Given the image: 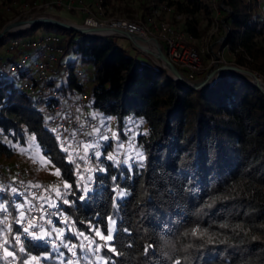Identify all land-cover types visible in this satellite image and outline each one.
<instances>
[{
	"label": "trees",
	"instance_id": "obj_1",
	"mask_svg": "<svg viewBox=\"0 0 264 264\" xmlns=\"http://www.w3.org/2000/svg\"><path fill=\"white\" fill-rule=\"evenodd\" d=\"M9 1H0L1 25L14 16L12 11H1ZM151 1L106 0L112 11L130 18L135 14L144 18L151 11ZM166 1L175 10L202 13L212 21V0ZM261 2L216 1L222 35L228 29L224 43L232 54L229 60L264 75ZM194 21V16L186 20L183 28L196 36ZM44 25L61 29L66 37L64 51L81 56L93 68L81 108L90 106L116 119L123 138L125 129L132 130V126L124 128L125 119L137 120V136L129 150L121 151L109 142L102 149V162L80 167L78 174L76 164L68 160L69 153L75 161L78 154L62 150V132L51 131L46 113L15 89L13 81L5 82V75L0 76V157L16 155L14 144L25 145L34 136L46 160L72 182L65 204L70 216L66 229L77 246L78 261L99 264L95 259L99 256L102 264H174L177 259L181 264H264V91L248 75L227 69L205 87L189 88L151 55L138 49L145 57L132 55L113 36ZM68 87L76 96L85 91L76 75L69 76ZM110 154H118L119 163L107 159ZM100 167L104 170L87 180L92 185L85 193L80 173ZM14 217L12 212V232L4 234L17 258L0 255V264H21L30 256L45 264L67 263L61 241L57 247L25 241L27 251L20 253L12 240L17 230ZM111 221H115L113 240L96 236L97 228L107 236ZM196 227L206 229L208 235L184 236ZM81 232L84 236L78 237ZM85 236L111 245L116 252L101 247L93 255ZM81 243L86 247L82 249Z\"/></svg>",
	"mask_w": 264,
	"mask_h": 264
},
{
	"label": "built area",
	"instance_id": "obj_2",
	"mask_svg": "<svg viewBox=\"0 0 264 264\" xmlns=\"http://www.w3.org/2000/svg\"><path fill=\"white\" fill-rule=\"evenodd\" d=\"M216 1L212 0V8L216 13L214 20L212 19V26L205 33L201 44H197L195 36L183 28L185 21L191 20L193 15L175 10L166 0L151 1V11L144 18L137 17V14L134 18L118 15L112 11L106 0H10L7 5L1 8V11H12L14 16L3 25L0 21V31L4 25L18 19L60 16L58 10L65 8L81 17L80 23L72 22L74 24L86 27L109 26L141 37L157 38L169 60L186 78L193 80L203 76L211 67L226 62L223 52L225 50L230 52L229 46L224 43L228 29L224 30L225 34L216 37L211 43L212 36L216 34L219 26L217 18L220 6H217ZM69 22L71 21L69 20ZM32 25L34 24L14 26L7 34L21 33ZM65 38L64 34L46 31L9 40L5 44L6 51L14 52V54L9 55L2 63L4 68L0 70V76L13 72L22 74L18 85L20 93L31 97L35 106L46 113L48 127L51 131L55 129L56 131L53 132L65 133L62 137L63 145L68 147L71 152L78 154L75 164L85 168L90 164L102 162V149L106 144L114 141L115 135L107 128L104 119L82 109L81 105L76 107L69 104L68 101L65 103L58 101L60 85L57 84V79H61L64 74L68 73L70 76H80L84 73L83 69H74L73 63L62 59L61 55L65 52ZM147 45L154 47L152 42ZM205 53L209 54L206 60L203 59ZM74 97L78 98V102L82 104L87 98V92L83 91ZM93 129H99V131L94 132ZM88 133L92 134L88 135ZM124 134H129V130L125 129ZM105 136L107 139H102ZM88 142L98 145V148L88 150L85 162L79 156L84 155L82 144ZM72 149H77V151H72ZM96 151L101 153L99 158L94 155ZM65 182L72 187L65 189ZM35 184H39L40 187H32ZM87 185L91 186L92 183L89 182ZM0 186L4 188L3 191H0V199L10 196L12 199L20 200L19 203H13L12 200L5 203L7 211L0 212V220L7 217V223L10 224L12 212H14L16 222L21 210L17 208V205H24L22 210L25 212V219L22 223L16 222L17 230L12 234V237L19 235L22 243L30 241L57 247L61 240L57 239V236H53L52 232L53 228H57L65 230L63 245L65 243L74 244L67 237L68 230L66 228L70 227V216L63 202L73 191V184L70 180L60 175H41L32 166L23 162L18 155H13L0 157ZM54 187L59 188L62 196H57L56 192L51 190ZM12 188L16 189L15 193L11 191ZM49 202L55 204V207H49ZM65 217L69 218L68 223L64 222ZM29 220H34L37 223V227L30 231L44 230L52 232V235L43 240H34L23 232V227L27 226ZM49 220L51 223H48ZM1 226L5 225L0 224V228ZM4 235H0V242L3 241ZM86 245L88 246V241ZM96 245L97 243H93L90 247L88 246L93 255L98 254L95 251ZM6 247L8 246L6 245ZM64 248L68 261L77 262V249L75 248V255H73L68 248ZM8 249L10 251L9 247ZM0 255H4L3 248H0ZM35 263L45 264L41 259Z\"/></svg>",
	"mask_w": 264,
	"mask_h": 264
},
{
	"label": "rangeland",
	"instance_id": "obj_3",
	"mask_svg": "<svg viewBox=\"0 0 264 264\" xmlns=\"http://www.w3.org/2000/svg\"><path fill=\"white\" fill-rule=\"evenodd\" d=\"M261 1H262L261 2V5H262L261 9H262V11H264V8H262V7H264V0H261ZM114 11L116 12V14L120 15V13H118L119 12L118 10H114ZM262 13H264V12H262ZM58 14L60 15V18H64L65 20H68V21L70 20L71 23L72 22L80 23V21H81V17L79 15L71 13L70 11H68L65 8H60L58 10ZM215 14H216L215 10H213V13L211 14L213 20H214ZM193 16L195 18L194 23H195L196 30H197V33L195 34L196 35L195 41L197 44H201L203 42L205 33L212 26L213 20L211 22L208 21V17L202 13H196ZM217 21L219 23V26H218V29L216 31V34L215 35L213 34V36H212L211 43L216 39V37L221 36L223 33V30L220 27V22H219L218 18H217ZM44 24L45 23H37L36 26H34L33 29H31V30H27V31L25 30V31H22L21 33H15V34H6L2 37V40L0 41V70H2L4 68L2 66V63L5 61V59L9 55H11L12 53L14 54V52L6 51L5 44L9 40L16 38V37L17 38H23L26 36H30L34 33L40 34V33L46 32V31L59 32V33L62 32L61 29H57L54 26H45ZM61 34H64V33L62 32ZM113 38L117 41V43H119L121 46L126 48L128 53H130L132 55L137 54L139 57H143V56L145 57V55H142L141 53H138L136 51L137 48L135 49L134 46L132 45V43L128 39H126L124 37H120V36H113ZM262 40H264V36H262ZM223 53L225 54L224 57H225L226 61L231 62V60H227V58L232 59V54L226 50ZM208 56H209V54L205 53V55L203 56V59L206 60ZM61 57H62V59L66 60L67 62L73 63L75 65L74 69H78V68L83 69L84 73L80 76H77L78 82H81L84 84L85 91H89L90 87H91V78L93 77L92 66L90 64L83 63L81 61V56L74 54L73 52H69V51L64 52L61 55ZM153 60L155 61V59H153ZM259 75L261 77V80H264V75H261V74H259ZM69 76L70 75L68 73V74H64L61 79H57V82H58L57 84L60 85V88L64 87V88L59 90L58 101L60 103H65V101H68L69 104L76 106V107H79L81 104L78 102V100L75 99V97H74L75 95L71 93V88L68 87ZM2 79L5 82L6 81H13L15 84V89L18 90V85L20 84V81H21V76L19 75L18 72H13V73H10L8 75H5ZM87 111L93 115L98 116L100 119H104L106 121L107 128L110 131H112L115 135L114 144L118 145V146L123 145V147H119L121 151H125V150L130 149L132 142L136 139V136H137V130H136L137 129L136 128L137 120L134 117L129 116L125 119L124 128H126L128 126H132L131 127L132 130L129 134H127L125 136V138H123L122 134L118 130L116 119H114L112 117H104L99 110H97L93 107H90V106H88ZM64 134L65 133H61V137L64 136ZM59 136H60V134H59ZM29 138H28V141L25 145L18 146L16 144H14L16 147V155H18L19 158L23 162L32 166L33 169H35V171H37L39 174L44 175V176H56L54 174L56 167H53L52 163L46 164L44 166H41L40 163H33L32 156H33L34 150L37 147L39 148L40 155L42 157H44V155L41 153V150H40V147L38 146V144H36L35 141L33 143H30ZM21 149H27V151L22 153L20 151ZM72 151H73V149H72ZM100 169H103V168L100 167ZM100 169L93 168L90 172L84 171V172L80 173L79 178H78L79 181L82 183L83 186L87 185V180L89 179V176H91V178H93L97 172L101 171ZM81 175L84 177L83 180L80 179ZM11 200L13 203H19L20 202V200L12 199L10 196H8V197H4L3 199H0V203H3L5 205V203H8ZM46 256H48V254ZM95 259H96V261H98L99 264H102V258L101 257L95 256ZM66 264H69V261H67ZM71 264H82V263L80 261H77V262H74Z\"/></svg>",
	"mask_w": 264,
	"mask_h": 264
},
{
	"label": "snow or ice",
	"instance_id": "obj_4",
	"mask_svg": "<svg viewBox=\"0 0 264 264\" xmlns=\"http://www.w3.org/2000/svg\"><path fill=\"white\" fill-rule=\"evenodd\" d=\"M140 123L142 124L143 123V120L140 121ZM53 131H56L55 129H53ZM94 132H98L99 129H93ZM92 133H88V135H91ZM59 139V136L57 137ZM102 139H107V137H102ZM30 140V143H33L35 141V137H30L29 138ZM69 147H71L69 145ZM120 147H123V145H120ZM90 148H98V145H94V144H91V143H88V144H82V149H83V152H84V155H81L79 156V158L81 160H84L85 162L87 161V153H88V150ZM63 151L65 152H69V148L68 147H63L62 149ZM22 153L23 152H26L27 149H21L20 150ZM73 151H77V149H73ZM95 157L96 158H99V156L101 155V153L99 151H96L94 153ZM138 159L142 160L143 159V156L137 152L136 153ZM107 159L109 160H113V161H116L117 163H119V161L117 160V156L115 154H110L108 155ZM32 160H33V163H40L41 166H44L46 164H51L52 161L51 160H46L44 157H42L40 155V151H39V148L37 147L34 152H33V156H32ZM68 160L69 162L71 163H75V158L73 157V155L71 153H69L68 155ZM125 163H127V161H125ZM53 167H55L53 165ZM76 169H77V173L79 174V169H80V165L79 164H76ZM101 171H103L104 169H100ZM85 171H91V169L89 168H86ZM55 175L59 176L60 175V169L59 168H56L55 169ZM80 179L83 180L84 177L81 175L80 176ZM91 179V176H89V180ZM32 187H37L39 188L40 185L39 184H35V185H32ZM72 186L70 184H68L67 182L64 183V188L65 189H70ZM77 187H79V184H77ZM4 188L3 186H0V191H3ZM52 191L56 192V195L57 196H62L60 190L58 187H54L51 189ZM12 192H16V189L15 188H12L11 189ZM83 191L85 193L88 192V186L85 185L84 186V189ZM117 195H123V193H117ZM40 199H45L44 197H39ZM80 199H84L83 196L80 197ZM65 204L69 203L68 200H64L63 201ZM24 207V205H17V208L18 209H21L20 212H19V218L16 220L17 223H22L25 219V212L22 210ZM49 207H55V204L49 202ZM7 211V208L5 207V205L3 203H0V212H6ZM68 220L69 218L68 217H65L64 218V222L65 223H68ZM48 223H51V221L49 220ZM0 224H4L5 227L3 229H0V235H3L4 233H11L12 232V227L10 224L7 223V217H5L3 220H0ZM115 224V221H111V224L109 226L106 227V231H107V236H104L102 235V233L99 231V229H94L95 231V234L96 236H99L102 240L104 241H111L113 240V235H112V232H113V227L112 225ZM226 225H221V227H225ZM37 227V223L36 221L34 220H29L27 222V226L23 227V232L28 234L29 236H31L34 240H43L45 237H48V236H51L52 235V232H55L56 233V236H57V239H60L61 242L63 243V238H64V230L63 229H57V228H53L52 232H47V231H44V230H41L39 232H33V231H30V229H33V228H36ZM208 233H207V230L204 229H200L199 227H196V228H192L190 229L189 231L185 232L184 233V236H193V237H197V238H203L205 236H207ZM77 236H84V233H78ZM85 240H88V246L90 247L93 243H96L95 240L93 239H89V237L85 236L84 237ZM209 239H211L209 237ZM12 240L17 244L19 245V252L20 253H25L27 250L26 248L23 246V243L21 242V238L19 235H15L12 237ZM10 243V241L8 240L7 236L4 235L3 236V241L0 242V248H3V258H8V257H11L12 259H16L17 257L15 256L14 254V251H9L8 247H6V245H8ZM55 247V246H54ZM64 247L68 248L69 251H71L73 253V255H75V248L77 247L75 244H64ZM80 247L83 249L85 248L86 246L81 243L80 244ZM101 247H106L108 248L110 251L112 252H116V249L114 247H112L111 245L105 243L104 245H100V244H97L96 245V248H95V251L96 252H99ZM61 255H63L61 253ZM38 257L36 256H30L28 259H25V260H22L21 261V264H33V262H38ZM99 259V258H98ZM69 264H71V262H69ZM174 264H181V261L179 259L175 260Z\"/></svg>",
	"mask_w": 264,
	"mask_h": 264
},
{
	"label": "water",
	"instance_id": "obj_5",
	"mask_svg": "<svg viewBox=\"0 0 264 264\" xmlns=\"http://www.w3.org/2000/svg\"><path fill=\"white\" fill-rule=\"evenodd\" d=\"M37 23L53 24L60 27L73 29L83 34L94 35V36L124 37L128 39L135 48L151 55L153 59H155L157 63H159L168 73H170L176 81L181 82L182 84L188 86L189 88H193V89L203 88L216 76V74L220 70L227 69L248 75L253 80L254 84L257 87H259L262 91H264V80H261V77L257 71L251 70L249 68L240 66L238 64L229 61L215 65L211 67L208 71H206V73L203 76L190 80L186 78L182 74V72L169 60V58L164 53L163 48L160 42L157 40V38L141 37L139 35L129 33L125 30L119 28H112L109 26L86 27L79 24L71 23L63 19H58L56 17H49V16L37 17L31 19H18L3 26V28L0 31V39L5 34L9 33V31L14 26L25 25V24H37ZM151 42L153 43L154 47H150L147 45Z\"/></svg>",
	"mask_w": 264,
	"mask_h": 264
},
{
	"label": "crops",
	"instance_id": "obj_6",
	"mask_svg": "<svg viewBox=\"0 0 264 264\" xmlns=\"http://www.w3.org/2000/svg\"><path fill=\"white\" fill-rule=\"evenodd\" d=\"M135 48V47H134ZM136 51H137V49H136ZM225 55V54H224ZM227 60H229V58H227Z\"/></svg>",
	"mask_w": 264,
	"mask_h": 264
}]
</instances>
